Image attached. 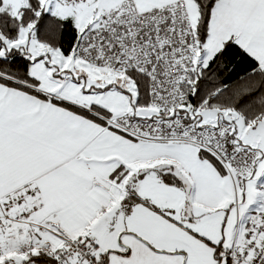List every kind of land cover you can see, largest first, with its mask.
<instances>
[{
  "label": "snow or ice",
  "instance_id": "obj_1",
  "mask_svg": "<svg viewBox=\"0 0 264 264\" xmlns=\"http://www.w3.org/2000/svg\"><path fill=\"white\" fill-rule=\"evenodd\" d=\"M0 264H264V0H0Z\"/></svg>",
  "mask_w": 264,
  "mask_h": 264
},
{
  "label": "trees",
  "instance_id": "obj_2",
  "mask_svg": "<svg viewBox=\"0 0 264 264\" xmlns=\"http://www.w3.org/2000/svg\"><path fill=\"white\" fill-rule=\"evenodd\" d=\"M242 74V73H241Z\"/></svg>",
  "mask_w": 264,
  "mask_h": 264
}]
</instances>
